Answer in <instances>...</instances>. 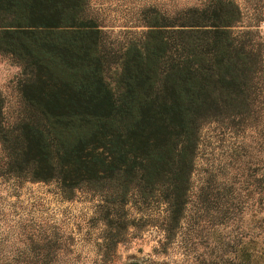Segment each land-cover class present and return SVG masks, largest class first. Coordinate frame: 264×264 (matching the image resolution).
Returning a JSON list of instances; mask_svg holds the SVG:
<instances>
[{
  "label": "trees",
  "instance_id": "16d2710c",
  "mask_svg": "<svg viewBox=\"0 0 264 264\" xmlns=\"http://www.w3.org/2000/svg\"><path fill=\"white\" fill-rule=\"evenodd\" d=\"M140 14L145 30L114 44L89 0H0V54L20 67L10 124L0 106L4 171L55 181L65 195L82 185L119 203L160 195L172 231L184 216L204 122L260 127L264 145V39L235 30V0L173 13L149 5ZM212 198L203 197L218 225L241 216L243 200L219 191ZM233 229L231 239L217 234L200 264H264L252 222ZM9 232L0 234V264H52L23 262L20 232L5 244ZM27 238L45 257L55 245Z\"/></svg>",
  "mask_w": 264,
  "mask_h": 264
},
{
  "label": "rangeland",
  "instance_id": "374dc122",
  "mask_svg": "<svg viewBox=\"0 0 264 264\" xmlns=\"http://www.w3.org/2000/svg\"><path fill=\"white\" fill-rule=\"evenodd\" d=\"M203 1L89 0V11L114 44H120L145 30L140 14L144 6L173 13ZM235 1L242 10L235 30H257L264 39V0ZM19 73V65L0 54L1 118L6 124L17 114ZM260 135V127L237 129L221 120L203 123L184 216L172 231L167 229V203L160 195L145 200L134 195L119 203L83 185L65 195L55 181L29 180L4 171L0 142V234L10 230L5 242L10 244L15 241L10 236L20 232L23 262L33 257L47 258L52 264H200L202 258L212 257L218 233L231 239L235 225L245 229L248 222L264 244V145H260ZM218 191L244 201L234 223L218 225L212 216L215 210L207 209L203 197L213 200ZM122 222L123 228L119 227ZM28 234L37 241L45 236L54 240L51 254H35Z\"/></svg>",
  "mask_w": 264,
  "mask_h": 264
}]
</instances>
